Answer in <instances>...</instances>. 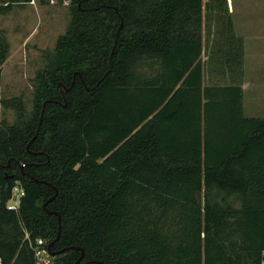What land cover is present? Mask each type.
Instances as JSON below:
<instances>
[{"label": "trees", "instance_id": "16d2710c", "mask_svg": "<svg viewBox=\"0 0 264 264\" xmlns=\"http://www.w3.org/2000/svg\"><path fill=\"white\" fill-rule=\"evenodd\" d=\"M56 1L68 2L69 23L35 73L30 112L21 98L2 102L15 120L0 124V264H34L30 245L56 238L42 208L52 187L53 251L79 247L83 262L105 264H261L264 118L244 116L240 81L203 82L205 26L212 58L242 70L227 0ZM29 2L0 0V14ZM8 50L0 32V71ZM15 186L24 194L9 210Z\"/></svg>", "mask_w": 264, "mask_h": 264}, {"label": "rangeland", "instance_id": "374dc122", "mask_svg": "<svg viewBox=\"0 0 264 264\" xmlns=\"http://www.w3.org/2000/svg\"><path fill=\"white\" fill-rule=\"evenodd\" d=\"M227 6L235 35L244 42L242 70L226 68L212 58L211 32L214 29L211 26L209 32L205 26L204 86L236 84L243 81L244 73L247 83L254 86L264 76V68L258 67V64H264V0H227ZM68 23V2L60 4L56 0L45 4L30 0L0 14V32L9 43L7 58L0 71V124L10 125L15 120L14 111L3 105L4 100L21 98L25 111L30 112L32 80L44 66V56L53 52L56 39L65 32ZM245 103V117L264 118V108L255 107V98L247 95Z\"/></svg>", "mask_w": 264, "mask_h": 264}, {"label": "water", "instance_id": "95a60500", "mask_svg": "<svg viewBox=\"0 0 264 264\" xmlns=\"http://www.w3.org/2000/svg\"><path fill=\"white\" fill-rule=\"evenodd\" d=\"M121 26H122V22L120 23V27H119V28H121ZM117 35H118V34H117ZM115 43H116V42H115ZM115 43H114V46H113V48H112V52H111L110 57H109V64H110V62H111V57H112V54H113V51H114V48H115ZM76 75L79 76L78 73H75V74L73 75V80H72V82H71V84H70V86H69L68 88H65L64 86H62V89H61V95H62V99H63L64 103H66V99H65L63 93H64V92H69V91L71 90V88H72V86H73V84H74V81H75V77H76ZM81 82H82V84L84 85V82H83V81H81ZM58 86H60V85H58ZM46 103H51V101H47V102H44V103L42 104V109H41V112H40V117H39V122H38L37 130H36V132H35L34 137H33V138L30 140V142L26 145V150H28L30 144L33 142V140L36 138V136H37V134H38V132H39L40 125H41V121H42V117H43V114H44V108H45ZM57 103H58V102H57ZM64 107H66V104H64ZM9 164H10V162H8V164H7V168L9 167ZM22 168H23V166H21V168H20L21 171L23 170ZM34 182H37V181H34ZM52 189H53V191H54L53 196H52L50 199H48V200L42 205V208H43V210L46 212V214H48V215H55L56 218H57V235H56V238H55L52 242H50V243L47 245V251H48L49 255H50L51 257H57V256H60V255L64 254V253L67 252V251H70V250H76V251H79V252H80V256H79V258L76 260V262H75L74 264H105V263H103V262H99V261H85V262H83V260H84V251H83L81 248H79V247H69V248H65V249L59 250V251H53V250H52V247H53L54 244L59 240V238H60V234H61V217L59 216L58 213H56V212H52V211H48V210H47V205H48L50 202H52V201L56 198V196L58 195V191H57V189H56L55 187H52ZM12 200H15V197H13Z\"/></svg>", "mask_w": 264, "mask_h": 264}, {"label": "built area", "instance_id": "2783aa9c", "mask_svg": "<svg viewBox=\"0 0 264 264\" xmlns=\"http://www.w3.org/2000/svg\"><path fill=\"white\" fill-rule=\"evenodd\" d=\"M23 190L18 186H15L12 189V198L15 197V200L9 202L8 209L15 210L18 206L19 199L23 196ZM33 257L34 264H56L55 258L51 257L47 251V245L42 239H37L34 244L30 245ZM261 264H264V253L262 254Z\"/></svg>", "mask_w": 264, "mask_h": 264}, {"label": "crops", "instance_id": "0c3cea01", "mask_svg": "<svg viewBox=\"0 0 264 264\" xmlns=\"http://www.w3.org/2000/svg\"><path fill=\"white\" fill-rule=\"evenodd\" d=\"M258 67H262V69L264 68V64H258ZM244 77V78H243ZM243 81L241 82V88H242V91H243V110L245 108V98L246 96L248 95V98H255V107L257 108H261L263 107L264 108V79L262 76V80L260 78V81L254 83V86H250V83H247V81L245 80V73H244V76H243ZM259 80V79H258Z\"/></svg>", "mask_w": 264, "mask_h": 264}]
</instances>
